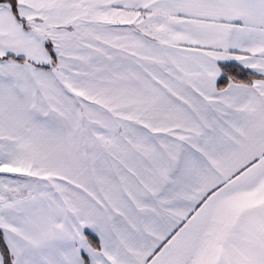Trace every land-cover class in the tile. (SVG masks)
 I'll return each instance as SVG.
<instances>
[{
    "label": "snow or ice",
    "instance_id": "snow-or-ice-1",
    "mask_svg": "<svg viewBox=\"0 0 264 264\" xmlns=\"http://www.w3.org/2000/svg\"><path fill=\"white\" fill-rule=\"evenodd\" d=\"M0 264H264V0H0Z\"/></svg>",
    "mask_w": 264,
    "mask_h": 264
}]
</instances>
